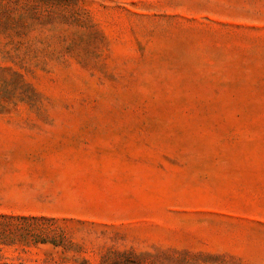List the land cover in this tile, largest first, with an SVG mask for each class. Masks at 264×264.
Masks as SVG:
<instances>
[{
  "label": "rangeland",
  "instance_id": "obj_1",
  "mask_svg": "<svg viewBox=\"0 0 264 264\" xmlns=\"http://www.w3.org/2000/svg\"><path fill=\"white\" fill-rule=\"evenodd\" d=\"M0 264H264V0H0Z\"/></svg>",
  "mask_w": 264,
  "mask_h": 264
},
{
  "label": "trees",
  "instance_id": "obj_2",
  "mask_svg": "<svg viewBox=\"0 0 264 264\" xmlns=\"http://www.w3.org/2000/svg\"><path fill=\"white\" fill-rule=\"evenodd\" d=\"M53 244H55V243H53Z\"/></svg>",
  "mask_w": 264,
  "mask_h": 264
}]
</instances>
